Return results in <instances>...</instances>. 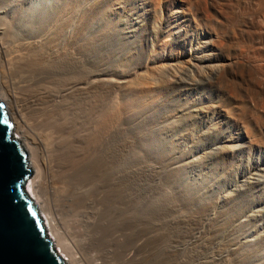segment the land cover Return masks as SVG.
Instances as JSON below:
<instances>
[{
  "label": "bare ground",
  "instance_id": "obj_1",
  "mask_svg": "<svg viewBox=\"0 0 264 264\" xmlns=\"http://www.w3.org/2000/svg\"><path fill=\"white\" fill-rule=\"evenodd\" d=\"M262 61L264 0H0V100L67 264L75 249L89 264H264V224L246 234L264 211L238 218L215 191L264 145ZM198 85L217 102L189 97ZM212 108L238 140L219 139Z\"/></svg>",
  "mask_w": 264,
  "mask_h": 264
},
{
  "label": "water",
  "instance_id": "obj_2",
  "mask_svg": "<svg viewBox=\"0 0 264 264\" xmlns=\"http://www.w3.org/2000/svg\"><path fill=\"white\" fill-rule=\"evenodd\" d=\"M30 174L27 152L13 137L0 100V264H67L26 191Z\"/></svg>",
  "mask_w": 264,
  "mask_h": 264
},
{
  "label": "rangeland",
  "instance_id": "obj_3",
  "mask_svg": "<svg viewBox=\"0 0 264 264\" xmlns=\"http://www.w3.org/2000/svg\"><path fill=\"white\" fill-rule=\"evenodd\" d=\"M262 63L264 64V61H262ZM239 76V75H238ZM238 79H236V81H235V85H237L236 87H237V89H239V88H242L243 87V80L242 79H240V77H237ZM239 82H240V84H239ZM242 82V83H241ZM188 88V87H187ZM195 89V90H194ZM192 91L190 90V91H188L187 93V95L189 96V97H191V95L192 96H200V98H202V100H203V102H205L204 104H213V103H215V102H217V98H216V95L214 94V93H212V91H210V89H208V88H206V87H204L203 85H198V86H196L195 88H194ZM193 92V93H192ZM204 94V95H203ZM235 96L236 97H240L238 94H235ZM216 98V99H215ZM212 101H214V102H212ZM202 102V103H203ZM215 108H212L211 109V111L209 110V113H208V115H209V117L212 119L211 121H212V124L214 125H216V128L218 129V131H219V133H220V137L221 138H219V139H227L228 137H233V139H235V140H238L239 138H240V132H244V130L241 128V126H240V124H241V122H240V124L238 125L237 124V122L236 121H233V120H230V119H226V118H223V117H219V116H217V113H216V110H214ZM139 115V114H138ZM141 118H140V117ZM138 117V120L140 121V119L143 121V118H144V116H141V115H139ZM216 119V120H215ZM215 121V122H214ZM152 122H153V125H156L157 124V118H154V119H152ZM242 123H244L243 121H242ZM139 132V133H138ZM137 132V135H135L134 136V134H131L130 132V134H128V137H130V138H128V141L131 143H135L138 147H137V149H140L141 150V146H143V144H142V142H143V140H144V138H146V136H145V134H143L142 133V131H138ZM143 134V135H142ZM223 134H224V136H223ZM132 135V136H131ZM143 138H142V137ZM226 136V137H225ZM133 137V138H132ZM236 137V138H235ZM131 139V140H130ZM137 139V140H136ZM139 139V140H138ZM133 140H135V141H133ZM263 142H264V140H263ZM140 146V147H139ZM247 149V148H246ZM248 153V154H247ZM247 153H243L242 155H240L239 153H237V154H239L238 156H239V158L237 159H235V165H234V168H236V175H235V182L233 183V185L232 186H225L224 188H218V189H215V191H216V195H217V197H219L220 195H221V193L222 194H231L233 197H236V199H238L237 200V204L236 205H234V209H236V210H238L236 213L238 214V218L241 216L242 217V214H243V212L244 211H250V210H252V211H257V210H259V211H264V178H262L261 180H260V182H256L255 183V180L254 179H252L251 177L253 176L252 175V172L253 171H251V170H254V169H256L257 167H258V169L260 168V169H264V145H263V147H259L258 149L256 148V150H254V151H252V152H247ZM257 153H258V155H257ZM236 154V155H237ZM242 156V157H241ZM253 157V158H252ZM240 159V160H239ZM242 159V160H241ZM245 159V160H244ZM244 161V162H243ZM246 164V165H245ZM242 165V166H241ZM249 165H250V167H249ZM250 168V169H249ZM240 172V173H239ZM247 175V176H246ZM244 176V177H243ZM239 177V178H238ZM240 177H241V179H240ZM254 180V181H253ZM263 180V182H261ZM241 181V182H240ZM244 181H250V182H253V185H254V191H253V193L252 194H245V188L243 187V185L245 184V182ZM238 183V184H237ZM242 183V184H241ZM260 183H263V184H260ZM241 184V185H240ZM256 184V185H255ZM234 185H236V186H234ZM260 185V186H259ZM235 187V188H234ZM237 187H239V188H237ZM241 187V188H240ZM244 189H243V188ZM262 188V189H261ZM231 190V192L232 193H229L230 192V190ZM233 189V190H232ZM242 189H243V191H242ZM237 190V191H236ZM236 191V192H235ZM239 191H241V192H239ZM243 192V193H242ZM261 192H263V193H261ZM259 193V194H258ZM235 194V195H234ZM237 194V195H236ZM238 194H239V196H238ZM245 195V197H242V196H244ZM258 194V195H257ZM252 195V196H251ZM255 195V196H254ZM263 195V196H262ZM159 196V197H158ZM160 197H161V199H164V197H163V194H162V192H160L159 190H158V193H157V200L159 201H156L157 202V204H161L162 205V200L160 199ZM217 197H215L214 198V201L215 202H218V198ZM238 197V198H237ZM248 197V198H247ZM249 197H252V198H249ZM255 198V200H254V198ZM257 197V198H256ZM216 199V200H215ZM244 199V200H243ZM246 199V200H245ZM260 199V200H259ZM161 200V201H160ZM254 200V201H253ZM242 201V202H241ZM244 202V203H243ZM258 202V203H257ZM251 203V204H250ZM159 204V205H160ZM241 204V205H240ZM249 204V205H248ZM246 205V206H245ZM254 205V206H253ZM243 208H242V207ZM258 206H259V208H258ZM164 207V206H163ZM239 207V208H238ZM257 209H256V208ZM245 208V209H244ZM250 208V209H249ZM254 208V209H253ZM260 208H261V210H260ZM159 214V210H158V213H156V216ZM160 214H161V216H160ZM157 217L155 216L153 219H163L164 220V218H165V215H167V214H162V213H160ZM260 214V213H259ZM146 217H149V215L148 216H146ZM159 217V218H158ZM156 219V220H157ZM260 220H259V222H257V220H252L251 221V224H248V226H247V230H246V234H247V236H248V234H250V233H254L256 230H257V228H258V226H260V224L261 225H263L264 224V212H263V214H260V218H259ZM243 220H244V218H243ZM254 224H253V223ZM261 222V223H260ZM256 224V225H255ZM257 227V228H256ZM252 231V232H251ZM245 235V234H244ZM248 237H250V236H248ZM79 251V250H78ZM77 251V249H75L74 250V254L76 255V260L78 261V260H80V261H78L79 262V264H89L88 262H85V261H87L86 259V257L83 255V253H79ZM78 253V254H76V253ZM260 253H264V250L263 251H261ZM82 254V255H81ZM82 256V257H81ZM75 257V256H74ZM85 257V259H82V258H84ZM257 257V258H256ZM254 258V259H253ZM253 258L251 257L250 259H248V262H250V260L253 262L254 260H255V262H253V264H262V263H260V261L262 262V257L260 256V258H259V256H253ZM257 261V262H256ZM259 261V262H258ZM91 264V263H90Z\"/></svg>",
  "mask_w": 264,
  "mask_h": 264
}]
</instances>
